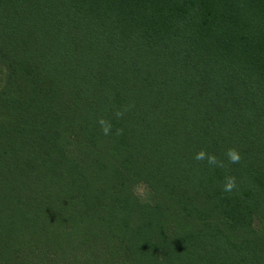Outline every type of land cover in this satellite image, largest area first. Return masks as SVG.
<instances>
[{
    "label": "trees",
    "instance_id": "obj_1",
    "mask_svg": "<svg viewBox=\"0 0 264 264\" xmlns=\"http://www.w3.org/2000/svg\"><path fill=\"white\" fill-rule=\"evenodd\" d=\"M0 264H264V0H0Z\"/></svg>",
    "mask_w": 264,
    "mask_h": 264
},
{
    "label": "rangeland",
    "instance_id": "obj_2",
    "mask_svg": "<svg viewBox=\"0 0 264 264\" xmlns=\"http://www.w3.org/2000/svg\"><path fill=\"white\" fill-rule=\"evenodd\" d=\"M135 194L139 198L140 201H146L147 200L148 194H147V190L145 189L144 186H138L135 189Z\"/></svg>",
    "mask_w": 264,
    "mask_h": 264
}]
</instances>
